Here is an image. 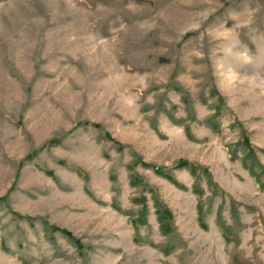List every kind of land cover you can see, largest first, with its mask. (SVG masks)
<instances>
[{"label": "rangeland", "instance_id": "obj_1", "mask_svg": "<svg viewBox=\"0 0 264 264\" xmlns=\"http://www.w3.org/2000/svg\"><path fill=\"white\" fill-rule=\"evenodd\" d=\"M0 264H264V0H0Z\"/></svg>", "mask_w": 264, "mask_h": 264}]
</instances>
